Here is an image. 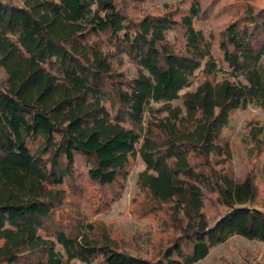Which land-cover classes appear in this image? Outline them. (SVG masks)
I'll return each instance as SVG.
<instances>
[{
  "label": "trees",
  "instance_id": "trees-1",
  "mask_svg": "<svg viewBox=\"0 0 264 264\" xmlns=\"http://www.w3.org/2000/svg\"><path fill=\"white\" fill-rule=\"evenodd\" d=\"M140 1L0 0V264H194L233 235L264 240L254 172L233 176L223 135L233 111L264 109V0ZM249 136L263 150L264 126ZM138 154L146 254L85 211L121 197ZM208 201L224 208L214 222Z\"/></svg>",
  "mask_w": 264,
  "mask_h": 264
},
{
  "label": "rangeland",
  "instance_id": "rangeland-1",
  "mask_svg": "<svg viewBox=\"0 0 264 264\" xmlns=\"http://www.w3.org/2000/svg\"><path fill=\"white\" fill-rule=\"evenodd\" d=\"M3 1L16 4H24L25 2V0ZM177 1L179 0H141L140 8L142 12L160 11L164 8V3H174ZM259 1L262 2L263 0ZM196 26L206 36L210 34L213 28V24L209 20H201L196 23ZM175 36V32L171 31L170 38L173 39ZM212 56L217 62V70L213 74V77L216 79L228 77L229 68L223 62L222 50L216 44L212 49ZM121 59L118 64L121 70L129 75L137 72V65L131 62L125 54L122 55ZM208 60L209 57L203 60L202 66L191 76L190 84L180 92L181 94L185 91L196 89L198 85L206 80L207 76L203 70ZM2 77L3 74L0 70V79ZM172 103L181 106L182 100L181 98H177ZM155 105L159 106L160 104L156 103ZM251 120L264 126V109L255 100L249 101L247 105L233 111L230 123L224 128L223 135L230 142L232 148L231 173L237 179H243L248 173L254 172L258 187L256 205L264 207V148L258 151L249 136V123ZM145 168L146 165L138 154L131 166L127 184L121 197L108 208L96 213L85 209L86 215L90 219L109 224L116 231V234H120L123 237L132 252L140 254H146L149 249L143 232L150 230V220L134 215L131 212V205L133 199L141 192L138 178ZM205 211L211 222H214L224 212V208L220 207L216 202L208 201ZM247 260L264 264V240L233 235L227 241L212 247L210 253L205 258L194 264H244ZM64 264L82 263L79 260H72Z\"/></svg>",
  "mask_w": 264,
  "mask_h": 264
}]
</instances>
